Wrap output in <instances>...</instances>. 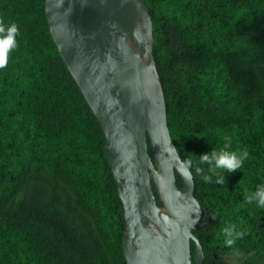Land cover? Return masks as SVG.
Segmentation results:
<instances>
[{"label":"trees","instance_id":"obj_1","mask_svg":"<svg viewBox=\"0 0 264 264\" xmlns=\"http://www.w3.org/2000/svg\"><path fill=\"white\" fill-rule=\"evenodd\" d=\"M145 5L169 132L181 159L193 160L201 219L209 214L192 230L203 264H264V208L244 200L264 184V0ZM0 20L19 26L0 69V264H126L104 133L58 53L44 0H0ZM225 136L249 155L239 170L222 172L223 184L205 182L196 167L206 175L209 166L196 161ZM228 223L245 233L232 247L222 235ZM215 251L244 260L216 262ZM190 252L196 264L192 240Z\"/></svg>","mask_w":264,"mask_h":264},{"label":"water","instance_id":"obj_2","mask_svg":"<svg viewBox=\"0 0 264 264\" xmlns=\"http://www.w3.org/2000/svg\"><path fill=\"white\" fill-rule=\"evenodd\" d=\"M44 12L58 53L104 133L123 207L126 264H192L191 240L194 261L203 264L192 230L207 224L209 214L201 219L193 175L191 182L183 175L169 132L145 0H44Z\"/></svg>","mask_w":264,"mask_h":264},{"label":"clouds","instance_id":"obj_3","mask_svg":"<svg viewBox=\"0 0 264 264\" xmlns=\"http://www.w3.org/2000/svg\"><path fill=\"white\" fill-rule=\"evenodd\" d=\"M19 34V26L15 22L5 23L0 20V69L7 66L9 55L17 47L16 36ZM224 145L221 148H213L211 152L204 153L198 157L196 161L197 165L207 164L208 174H203V168L197 166L196 172L201 176V179L205 182L211 183L212 177L216 176V183L223 184L225 182V176L223 171L233 173L239 170L243 161L248 157L249 153L247 149L239 151L231 150V138L224 137ZM193 166V160L187 159L183 163L182 172L186 180L191 182V168ZM220 170V171H218ZM240 181L238 182V184ZM244 200L247 203L256 202V205L260 208H264V184H260L256 187L255 191L245 192ZM222 235L224 237V244L228 247H232L235 242L245 235L244 232L237 230V225L234 223H228L227 226L222 228ZM237 253L239 250H236Z\"/></svg>","mask_w":264,"mask_h":264},{"label":"rangeland","instance_id":"obj_4","mask_svg":"<svg viewBox=\"0 0 264 264\" xmlns=\"http://www.w3.org/2000/svg\"><path fill=\"white\" fill-rule=\"evenodd\" d=\"M214 254H215L216 262L235 263V262H241L244 260V258H242L237 253L215 251Z\"/></svg>","mask_w":264,"mask_h":264}]
</instances>
